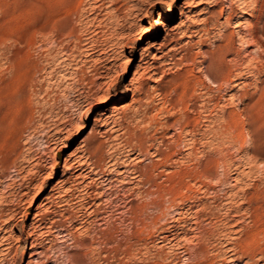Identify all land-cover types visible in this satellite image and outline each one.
<instances>
[{"label":"rangeland","instance_id":"obj_1","mask_svg":"<svg viewBox=\"0 0 264 264\" xmlns=\"http://www.w3.org/2000/svg\"><path fill=\"white\" fill-rule=\"evenodd\" d=\"M260 2L0 0V264H264Z\"/></svg>","mask_w":264,"mask_h":264},{"label":"bare ground","instance_id":"obj_2","mask_svg":"<svg viewBox=\"0 0 264 264\" xmlns=\"http://www.w3.org/2000/svg\"><path fill=\"white\" fill-rule=\"evenodd\" d=\"M259 1H261L260 3H258L259 5L257 6V7H255V9L253 10V13H252V15L255 17V19H256V23L254 24V25H249V27H248V29H246V31H244V32H239V34H240V38L245 42V44H247V43H249V44H247V45H254L257 49H259V51H257V50H254V53H258V55H256V56H261V55H263L264 56V48H262V45L264 44V0H259ZM257 2L258 1H256V4H257ZM188 3V2H187ZM246 6V5H245ZM230 14H228V16L226 17V23L228 22V20H229V18H230V16H229ZM233 18V17H232ZM156 22H158V20L157 19H155V23ZM253 24V23H252ZM225 25V24H224ZM238 33V32H237ZM225 34H227V33H225ZM236 34V33H235ZM236 37H237V35H235ZM227 37V36H226ZM231 38V37H230ZM224 39H225V37H224ZM232 39V38H231ZM250 40V41H249ZM243 42V43H244ZM225 46H227L228 47V45H225ZM248 47V46H247ZM216 48V47H215ZM255 48V49H256ZM227 49V48H226ZM218 50H219V48H218ZM223 50V49H222ZM221 50V51H222ZM231 50V49H230ZM211 51V50H210ZM256 51V52H255ZM223 52V51H222ZM219 53V52H218ZM247 53V52H246ZM210 55H211V52H210ZM248 55V54H247ZM223 56V55H222ZM262 57V56H261ZM217 58V57H216ZM249 58V57H248ZM216 60V59H215ZM247 60V59H246ZM261 60V59H260ZM254 61H256L257 62V60H254ZM213 62V61H212ZM217 62V61H216ZM248 62H249V60H248ZM250 62H252V61H250ZM207 63V62H206ZM260 63V62H259ZM213 64V63H212ZM216 65V64H215ZM248 65H250V64H248ZM253 67V66H252ZM98 72V71H97ZM210 73V72H209ZM253 73V72H252ZM206 75H207V73H206ZM100 76V75H99ZM263 80V79H262ZM226 82V81H225ZM229 84V83H228ZM227 84V85H228ZM132 87V86H131ZM98 102V101H97ZM222 117V116H221ZM227 117H228V115H227ZM160 153V152H159ZM77 160H79V159H77ZM85 161V160H84ZM78 164H80V163H78ZM81 165H82V162H81ZM74 166V165H73ZM80 166V165H79ZM69 167V166H68ZM78 167V166H77ZM76 167V168H77ZM85 167V166H84ZM87 167V166H86ZM69 169V168H68ZM133 169V168H132ZM81 175V174H80ZM84 178V177H83ZM72 190V189H71ZM73 190H75V189H73ZM95 195V194H94ZM52 196V195H51ZM58 196V195H57ZM54 197V196H53ZM53 203V202H52ZM47 204V203H46ZM49 204V203H48ZM57 205H58V203H57ZM56 206V205H55ZM40 209V208H39ZM50 211V210H49ZM52 211V210H51ZM95 211V210H94ZM41 212V211H40ZM45 212V211H44ZM47 214V213H46ZM49 214V213H48ZM37 216H39V211H38V209H37V211H36V213H34V220H37ZM42 216H44V215H42ZM46 217V216H45ZM40 218V217H39ZM7 219V218H6ZM41 220V219H40ZM39 220V221H40ZM83 221V220H82ZM31 224H33V222L31 223ZM37 224H38V222H37ZM48 226V225H47ZM34 227H35V225H34ZM39 229V228H38ZM46 230V229H45ZM44 230H42V232H43ZM47 231V230H46ZM41 232V233H42ZM46 233V232H45ZM69 233V232H68ZM33 234V233H32ZM65 235V234H64ZM63 236V235H62ZM67 238V237H66ZM39 251V250H38ZM3 263V262H2Z\"/></svg>","mask_w":264,"mask_h":264}]
</instances>
